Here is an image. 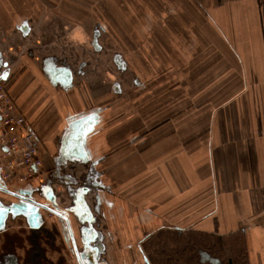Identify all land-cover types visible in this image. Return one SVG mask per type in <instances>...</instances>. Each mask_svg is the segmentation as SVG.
<instances>
[{
	"label": "crops",
	"instance_id": "0c3cea01",
	"mask_svg": "<svg viewBox=\"0 0 264 264\" xmlns=\"http://www.w3.org/2000/svg\"><path fill=\"white\" fill-rule=\"evenodd\" d=\"M89 8L108 14L96 52L85 35ZM23 22L35 39L62 33L64 50L71 43L80 58L93 54L77 85L52 82L45 65L59 53L39 49ZM115 56L128 62L123 73L155 80L145 102L113 89ZM0 58L16 60L10 94L44 143L46 166L97 170L135 241L179 230L180 239L153 237L150 251L191 238L224 261L246 230L258 264L251 240L264 231V0H0ZM93 112L102 122L89 154L67 153L71 118Z\"/></svg>",
	"mask_w": 264,
	"mask_h": 264
},
{
	"label": "flooded vegetation",
	"instance_id": "af4514ba",
	"mask_svg": "<svg viewBox=\"0 0 264 264\" xmlns=\"http://www.w3.org/2000/svg\"><path fill=\"white\" fill-rule=\"evenodd\" d=\"M92 10L94 13L89 16L84 25L90 27V32L85 33V35L86 39L93 43L92 51L96 52V44L105 34L106 25L104 24V17H97V15L101 16L99 11L102 12L104 9L92 8ZM67 21L68 26L75 23L74 19L67 18ZM72 30L73 28L70 27V31L66 32V37L74 40L71 35ZM34 31L29 27V32L26 33V35H30V40L35 39ZM31 34L34 35V39L31 38ZM59 34L53 33L48 38L53 42L52 46L54 47L58 43L61 44L60 41L63 42L61 36H58ZM70 44H66L65 50L57 51L54 49L59 55L52 57L54 60H51V64L41 63L47 68L52 82L57 81L59 85L68 89L77 85L78 81L81 80V75L87 69L89 60H93L91 52L83 55L84 58L70 52ZM101 46L103 49L105 48V45L101 44ZM64 52H67L65 57L62 56ZM111 55L114 56L115 53ZM114 60L118 70H116V74H113V80L109 78L114 81L112 82V84L114 83L113 89L116 90L117 95L122 98L131 95V99L137 98L139 100L142 98L145 102L149 91L147 87L154 84L155 80L143 73L131 77L128 72L123 73L124 70L128 69V62L119 56H115ZM15 63L16 60L13 58H0V81L6 83L9 92L15 75ZM67 73L71 74V79L69 84L65 85ZM15 102L18 106L16 100ZM142 107H146V105ZM24 115L30 124L42 155L43 174L22 184H7L0 177L1 205L5 209L10 208L12 210L7 213L0 229V264H251L250 253L252 251L249 249L250 240L246 235V230L242 231L243 236L238 240L240 247L238 246V249L230 254V259L227 258L224 261L215 255L213 249L203 250L199 243L191 238L185 241V245L163 246L160 251H150L147 243L153 237L164 238L168 233H171L169 231H174L175 236H170V238L180 239L183 237V232L161 229L147 237L142 235L141 239L135 241L132 234H129V232L132 233L131 227L129 230L124 229V216L113 212V199L107 198L111 189L110 187L104 189L103 185L98 182V171L87 174L86 172H78L80 167L78 169L69 167L68 170H66L67 167L63 168L58 165L47 167L44 143L30 118L26 114ZM71 119L76 130L66 152L87 156L89 150L85 149V145L95 129L94 124H98L102 120L98 116V112H93L90 116L81 113L76 118ZM85 122H92V126L86 127ZM65 159L67 158L60 157L61 162ZM27 203V206L32 207L30 209L34 211L38 208V216L35 217L33 223L31 212L20 207ZM21 210L25 212H20ZM11 218H23L21 222L17 219L14 220L19 223L18 228L13 227V221L9 226ZM108 218L112 221L111 229L105 231L103 221H107ZM262 226L264 229V222H262ZM20 227H28L30 232L28 233L30 235L28 241L31 246L27 248L23 246V242L21 244L17 242L15 239L17 237L11 234L14 229L17 231L27 230L25 228L20 229ZM132 231L134 233L133 229ZM1 238L5 240L2 241ZM109 241L111 243H108ZM251 242L252 249L257 252L255 258L258 264H264V231L262 236L252 237ZM108 244L112 247L110 251H108ZM20 250L24 251L25 256L23 258L20 257L22 256ZM107 252H112L113 261L106 258L105 253ZM167 252L169 253L167 254Z\"/></svg>",
	"mask_w": 264,
	"mask_h": 264
},
{
	"label": "built area",
	"instance_id": "2783aa9c",
	"mask_svg": "<svg viewBox=\"0 0 264 264\" xmlns=\"http://www.w3.org/2000/svg\"><path fill=\"white\" fill-rule=\"evenodd\" d=\"M42 155L30 124L6 83L0 81V177L7 183H27L42 176Z\"/></svg>",
	"mask_w": 264,
	"mask_h": 264
},
{
	"label": "rangeland",
	"instance_id": "374dc122",
	"mask_svg": "<svg viewBox=\"0 0 264 264\" xmlns=\"http://www.w3.org/2000/svg\"><path fill=\"white\" fill-rule=\"evenodd\" d=\"M89 9H92V8H89ZM104 10L102 11V12H100L99 11V13L101 14V16H98L97 15V17L98 18H101V17H103V16H107L108 14L106 13V11H107V9L106 8H103ZM58 36H61V40H64L63 39V36H62V33H60ZM44 39V40H43ZM33 41H36V42H38L39 44V46H38V48L40 49V47L42 48V46L44 47L43 49H46V50H48V48L49 49H51V50H54V49H57V51L59 50H61V49H63L64 50V41L62 42V41H60L61 42V44L60 43H58V45H55V47L54 46H48V37L47 36H41V38H39V39H34ZM63 43V44H62ZM59 46V47H58ZM42 49V50H43ZM63 52V51H62ZM252 83H255L256 84V78H253V82ZM205 128V127H204ZM145 175L146 174H143V178L145 177ZM132 185H134V183H132ZM141 188H143V183L141 184ZM120 191H124V190H120ZM60 193H62V192H60ZM18 220L19 222H21V219H23V218H21V219H19V218H11V220H10V223H9V226H11V222L13 221V223H12V225H14L13 227H15V228H18V225H19V223H16V221H14V220ZM111 219L110 218H108L107 219V221L106 220H104L103 221V225H105V226H103V228H104V230L106 231V230H108V229H111L110 227H111ZM21 228H25V229H27V230H20V231H17L16 229H14L13 231L14 232H12L11 234L13 235V236H16L17 238H15V239H17V242H19L20 244L23 242V246L25 247V248H27V247H29V246H31L30 245V242L28 241V238L30 237V235L28 234V233H30L29 231H28V227H20V229ZM31 236H32V234H31ZM134 239V238H133ZM1 240L2 241H4L5 239L4 238H1ZM130 240H132V239H130ZM108 243H111V241H109ZM107 244V243H106ZM0 245H1V242H0ZM240 247V246H239ZM238 248V247H237ZM112 249V247H111V245L110 244H108V251H110ZM20 252V254L22 255V256H20L21 258H23L25 255H24V251L23 250H20L19 251ZM105 256H106V258H108L109 260H111V261H113L114 259H113V254H112V252H107V253H105ZM254 257H256V255L254 256Z\"/></svg>",
	"mask_w": 264,
	"mask_h": 264
},
{
	"label": "water",
	"instance_id": "95a60500",
	"mask_svg": "<svg viewBox=\"0 0 264 264\" xmlns=\"http://www.w3.org/2000/svg\"><path fill=\"white\" fill-rule=\"evenodd\" d=\"M20 28H21V30H23V32L24 33H28L29 32V27H28V25L26 24V23H22L21 25H20ZM67 81H65L64 82V84L66 85V84H69L68 82L70 81V79H71V74L70 73H67ZM24 203H26V202H24ZM2 203L0 202V229H1V227L3 226V223H4V220H5V218H6V215H7V213L9 212V211H12L10 208H8V209H5L2 205H1ZM16 205H18V204H16ZM28 205V203L25 205V204H23L22 206H20L22 209H24L25 211H30L31 212V218H32V223L35 221V217H37L38 216V208L37 209H35V211L33 210V209H30V208H32V207H28L27 206ZM19 206V205H18ZM15 207H17V206H15ZM20 207H17V208H20ZM16 211H19V210H16ZM25 211H23V210H21L20 212H25Z\"/></svg>",
	"mask_w": 264,
	"mask_h": 264
}]
</instances>
